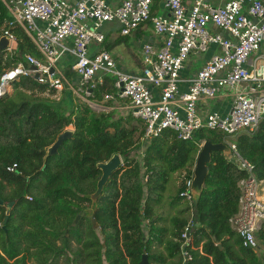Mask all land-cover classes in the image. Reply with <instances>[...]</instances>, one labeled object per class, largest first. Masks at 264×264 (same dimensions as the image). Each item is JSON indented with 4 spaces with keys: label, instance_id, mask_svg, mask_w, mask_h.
<instances>
[{
    "label": "trees",
    "instance_id": "trees-1",
    "mask_svg": "<svg viewBox=\"0 0 264 264\" xmlns=\"http://www.w3.org/2000/svg\"><path fill=\"white\" fill-rule=\"evenodd\" d=\"M11 20L0 0V36L9 30L17 39L14 53L0 51V77L26 54L42 58ZM65 73L72 79V64ZM116 90L106 74L88 99L109 106L116 99L105 95ZM66 130L72 137L49 154ZM144 133L142 120L131 114L95 111L72 91L31 77L15 81L12 92L0 95V264H141L144 254L149 264H264V255L243 246L230 223L240 209L239 181L248 176L237 163L213 152L200 197L190 204L184 195L200 143L224 142V134L205 128L190 139L171 129L152 138ZM141 140L142 158L130 157ZM231 140L264 180V117L254 132L242 130ZM115 154L123 165L94 201L102 174L98 164ZM91 205L93 212L85 213ZM256 238L264 246V221ZM183 244L191 255L187 262Z\"/></svg>",
    "mask_w": 264,
    "mask_h": 264
},
{
    "label": "built area",
    "instance_id": "built-area-1",
    "mask_svg": "<svg viewBox=\"0 0 264 264\" xmlns=\"http://www.w3.org/2000/svg\"><path fill=\"white\" fill-rule=\"evenodd\" d=\"M12 17L33 41L42 58L26 54L24 61L5 70L0 77V95L21 77H31L57 91H72L95 111L107 108L88 99L101 74L110 75L117 88L106 99H125L132 116L142 120L145 138L174 130L180 139H190L199 129L220 131L238 166L248 173L239 181V212L230 219L245 247L257 249L256 232L264 221V180L237 151L231 137L242 130L254 132L264 117V0H2ZM105 23H115L121 35H131L150 23L162 38L158 46L144 43L143 68L139 74L118 67L102 45ZM3 35L16 42L9 30ZM213 50L209 59L184 78L191 56ZM8 51L14 52L11 46ZM71 55L72 70L79 78L73 84L60 68ZM36 75L38 77L36 78ZM101 80V77H100ZM187 82V90L181 91ZM217 97L231 98L226 114L199 112V102ZM200 143V148L203 143ZM193 179L187 182L186 199L193 203ZM190 228L182 237L187 241ZM183 262L191 260L185 245Z\"/></svg>",
    "mask_w": 264,
    "mask_h": 264
},
{
    "label": "crops",
    "instance_id": "crops-1",
    "mask_svg": "<svg viewBox=\"0 0 264 264\" xmlns=\"http://www.w3.org/2000/svg\"><path fill=\"white\" fill-rule=\"evenodd\" d=\"M162 2V1H161ZM117 26V25H116ZM118 31V35L116 37H112V32L107 33L106 34V44H110V52L112 53V55L114 56V58L117 61L118 67H120L121 69L128 71L130 73H134V74H139L142 72V68H143V61H142V47L144 43H152L156 46H158L159 44H161V40L162 38L158 35H156L153 31V28L151 26V24L149 25V23L142 25L140 28H138L137 30H135L131 35L128 36H123L120 34L118 27L116 28ZM92 45V50H97L100 48H105V46L107 45ZM121 44H125V49L127 46H131L135 44L139 47L138 52H139V63L137 65V61L135 60V57H132V60H128V62H122L118 60V58L113 54V50L116 46L121 45ZM11 48L14 49L16 48V42H14L13 44H11ZM106 49V48H105ZM211 51L205 54H202L200 57H196V56H191L190 59L188 60V62L186 63V68L185 70L182 72V76L184 78H188L191 77V75L196 72L202 65L203 63L209 59V57L211 56L213 50H217L218 48L215 46H212ZM8 51V50H7ZM116 51V50H115ZM11 54L14 52L8 51ZM118 52V51H117ZM125 59V58H124ZM74 62V58L71 55H66L64 57V63H62V60L60 62V68L63 70L65 76L66 73L65 71L69 69V66ZM73 84H77L79 81V78L74 74V76L72 77V79H70L68 76H66ZM99 78H95V81L99 80ZM180 90L181 91H185L187 90V82L182 83L180 86ZM13 91V85L10 87L8 92H12ZM120 99H116L115 101H119ZM124 100L126 102V105L128 104L127 100L125 99H121ZM103 106V105H102ZM231 106V98L229 97H217L215 99H209L206 101H202L199 102L198 104V109L199 112L206 114L209 111L212 110H217L222 114H226ZM107 109H112V107H107L104 106ZM131 114V113H130ZM168 216H171L173 213L172 212H167Z\"/></svg>",
    "mask_w": 264,
    "mask_h": 264
},
{
    "label": "water",
    "instance_id": "water-1",
    "mask_svg": "<svg viewBox=\"0 0 264 264\" xmlns=\"http://www.w3.org/2000/svg\"><path fill=\"white\" fill-rule=\"evenodd\" d=\"M10 46H11L10 39L5 35L0 36V51L8 50ZM37 77L38 75H36V78ZM72 134L73 132L71 130H66L63 133H61L58 136L55 143L48 149V153L49 154L56 153L59 146L66 139L72 137ZM216 151L223 152V154L226 157H228L231 162L238 163L236 158L232 155V150L228 144L224 142L212 143L209 141H205L198 153V157L193 170L194 177L192 181L191 192L194 198L200 197V195L203 192L206 178L208 177L210 171L209 164L212 162V153ZM121 165H123V160L119 154H115L108 161L98 164V168L102 171V174L100 179L98 180L96 192L91 195V198L94 201L101 195L104 186L107 184L113 173L120 169ZM0 204H2L1 199H0ZM9 206L10 207L13 206V202H11ZM78 219L79 216L77 217L76 221ZM93 223L95 226H97L95 220H93ZM141 264H149L147 259V254L143 255Z\"/></svg>",
    "mask_w": 264,
    "mask_h": 264
},
{
    "label": "rangeland",
    "instance_id": "rangeland-1",
    "mask_svg": "<svg viewBox=\"0 0 264 264\" xmlns=\"http://www.w3.org/2000/svg\"><path fill=\"white\" fill-rule=\"evenodd\" d=\"M157 8H160V4H161V0H157ZM117 26L115 23H105L102 26V31L107 34V33H111L112 32V37H116L118 34L117 31ZM139 47L135 44L131 46H127L125 49V44H121L118 45L114 48V50L112 51L113 54L118 58L119 62H128V60H132V57H135V60L137 61V65H138V61H139V52H138ZM116 50V51H115ZM118 51V52H117ZM125 58V59H124ZM62 63H64V58L62 59ZM121 63V62H120ZM98 77H102L101 74L98 75ZM79 98V97H78ZM106 100V99H105ZM107 107H112V109H107L106 111H113L115 117H119V116H125L130 114V111L126 105V102L124 100H119V101H113L112 105H109ZM100 112V111H98ZM141 144L139 148L134 149L131 153H130V157L132 158H137V159H141L145 150V146H143V144H145L144 140H141ZM93 208L94 205H91L90 207H88L85 211V213H92L93 212ZM79 220V219H78ZM257 253H259L260 255H264V246H260L259 248L256 249Z\"/></svg>",
    "mask_w": 264,
    "mask_h": 264
}]
</instances>
